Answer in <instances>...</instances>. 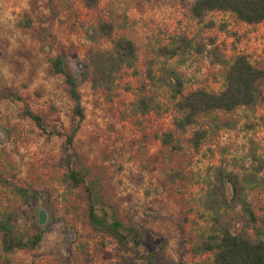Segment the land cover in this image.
<instances>
[{"label": "rangeland", "instance_id": "374dc122", "mask_svg": "<svg viewBox=\"0 0 264 264\" xmlns=\"http://www.w3.org/2000/svg\"><path fill=\"white\" fill-rule=\"evenodd\" d=\"M192 3L100 0L88 9L85 0H0V212L13 213L18 227L30 235L45 231L35 250L6 254L0 249V264H132L144 250L157 252L153 264H213L210 255L191 251L206 229L201 199L209 171L221 164L229 169L249 164L252 143L264 159V105L202 118L198 127L181 134L173 125L168 90L153 86L147 74L152 70L159 77L163 67L173 68L182 76L186 94L221 92L224 68L212 63L213 49L228 60L247 56L264 70V22L247 25L220 12L200 22L191 14ZM100 21L115 25V38L136 43L138 75L122 72L112 94L84 83L79 92L85 119L79 122L66 77L53 73L51 60L63 57L67 71L77 76L90 50H110L108 40L93 43L86 37ZM176 37H186L194 48L166 60L159 50L171 47ZM261 87L264 92V79ZM143 93L154 96L163 111L135 114L133 104ZM25 110L64 136L47 135L24 116ZM213 120L236 127L214 129ZM78 125L74 148L91 172L89 179L102 189L105 212L144 231L140 249L122 247L93 231L84 190L64 185L66 135ZM197 128L210 130L199 151L189 142ZM165 133H173L181 148L163 145L157 136ZM18 188L36 197L25 199ZM249 198L257 215L264 216V190L252 191Z\"/></svg>", "mask_w": 264, "mask_h": 264}, {"label": "trees", "instance_id": "16d2710c", "mask_svg": "<svg viewBox=\"0 0 264 264\" xmlns=\"http://www.w3.org/2000/svg\"><path fill=\"white\" fill-rule=\"evenodd\" d=\"M99 2L100 0H85V6L94 9ZM190 11L193 18L200 22L214 12L230 13L247 25L264 22V0H193ZM86 37L93 43L108 40L112 48L90 50L87 62L77 76L67 71L63 57L58 56L51 60L53 73L66 77L71 98L75 103L74 116L79 118V122L85 119L79 92L84 83L91 82L92 89L96 92L112 94L122 72L132 70L134 75H138L136 66L139 49L127 37L115 38L114 24L100 21L86 31ZM173 43L171 47L160 49L159 55L171 60L194 48L186 37H176ZM211 55L212 63L224 68V88L218 93L198 89L186 94L184 80L175 69L163 67L159 77L152 70L148 71L147 79L153 86L158 85L169 92V102L175 113L173 125L176 132L185 134L190 128L198 127L200 119L217 113L229 114L239 108L256 109L261 104L264 105V92L261 87L264 70L255 67L244 55L228 60L219 48L213 49ZM142 89L145 93L147 85L143 84ZM144 93L133 104L135 114L145 117L152 112H162L163 107L157 99ZM24 116L34 121L47 135L64 136L57 129L50 128L40 116L30 110H25ZM213 122V128L218 130L236 127L228 121L219 125L214 120ZM79 129L78 125L66 135L69 170L64 176V185L71 191L84 190L88 223L93 231L113 237L122 247L133 244L140 249L145 240L144 231L127 227L115 213L110 216L105 212L104 208L108 205L102 189L96 180L89 179L91 172L74 148ZM209 135L210 130L197 128L189 140L192 148L199 151ZM157 138L165 146L177 143L173 133H165ZM252 144L248 156L249 164L242 163L239 169H229L227 164H221L209 171V179L201 199L206 229L202 233V239L193 245L191 251L195 256L210 255L213 264H264V216L257 215L249 198L252 191L264 190V159L258 155L255 143ZM175 148L181 147L176 144ZM17 192L25 199L36 197L33 191L23 188H18ZM44 235V230L30 235L27 230L18 227L13 213L0 212V249L4 253L35 250L42 243ZM156 254V251L144 250L138 261L132 264H153Z\"/></svg>", "mask_w": 264, "mask_h": 264}, {"label": "water", "instance_id": "95a60500", "mask_svg": "<svg viewBox=\"0 0 264 264\" xmlns=\"http://www.w3.org/2000/svg\"><path fill=\"white\" fill-rule=\"evenodd\" d=\"M44 223H45V215H44L43 212H40V213H39V225H40V226H43Z\"/></svg>", "mask_w": 264, "mask_h": 264}]
</instances>
